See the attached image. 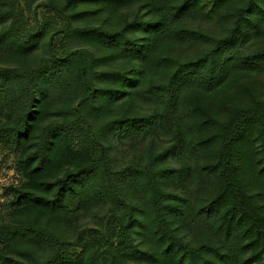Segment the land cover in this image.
Listing matches in <instances>:
<instances>
[{"label": "rangeland", "instance_id": "rangeland-1", "mask_svg": "<svg viewBox=\"0 0 264 264\" xmlns=\"http://www.w3.org/2000/svg\"><path fill=\"white\" fill-rule=\"evenodd\" d=\"M17 1L26 9L30 20L34 22L37 18L42 37L29 50L0 41V67L38 66L53 54L50 47L53 38L55 52L63 56L61 77L71 85V92L64 93V84H59L60 90L48 82L22 136L20 152L13 155L0 146V221L10 224L36 221L58 239L86 242L88 238L84 236L90 229H103L109 214L122 213L114 196L89 204L80 193L64 197L67 204L64 210L41 209L28 201L5 208L11 198L9 187L53 197L54 190L49 187L55 180L92 163L98 154L88 145L79 149L74 143L56 139L43 170L27 176L29 170L21 163L35 151L49 123L76 119L75 110L84 88L78 83L76 58L65 57L80 51L86 71L99 73L91 75L97 91L86 115L92 134L107 149L106 166L113 171L130 166L161 171L157 182L163 193L173 196L164 198V202L174 203L179 209L166 210L169 227L183 243L201 251L203 258H196L195 264H264L260 246L254 252V247L243 241L240 248H227L199 214L218 187V176L211 169L214 151L209 150L212 143L206 139L209 132L214 133L227 124L236 109L264 102V64L259 63L257 70H248L229 62L233 56L241 58L264 51V26L258 32L245 28V20L252 18L247 12L251 0H196L195 12L178 16L173 15L175 8L168 0H83L76 6L69 3L73 0ZM183 1L179 0L180 4ZM44 4L64 10L70 15V23ZM14 15V7L0 0V19L8 17L0 25V37L7 32ZM177 32L181 39L176 38ZM210 62L215 64L219 76L214 89H207L196 80L181 82L190 73L206 77L205 68ZM170 80L181 93L173 111L145 95L147 85ZM18 92V86L13 85L6 98H0V125L17 121L21 107ZM157 115L161 120L156 127L135 136L122 137L112 129V122L117 119ZM191 118L197 123L195 130L190 127ZM208 122H211L209 132L200 126ZM180 139L191 142L195 151L190 153L185 149L176 154L174 147ZM256 148L257 143L250 154L255 170L260 159ZM156 155L161 156L153 160ZM114 180L126 201L155 218L146 175L141 169L130 170ZM134 239L142 254L127 256L122 264H173L148 259L149 255L163 253L165 244L160 235L149 241L135 233ZM74 250L80 253L83 248L78 246ZM21 252H29L31 257ZM0 253L25 264H37L51 250L27 240H16L0 247ZM258 255L260 263L257 259L251 261ZM79 264L104 263L99 258L90 263L85 257Z\"/></svg>", "mask_w": 264, "mask_h": 264}, {"label": "trees", "instance_id": "trees-1", "mask_svg": "<svg viewBox=\"0 0 264 264\" xmlns=\"http://www.w3.org/2000/svg\"><path fill=\"white\" fill-rule=\"evenodd\" d=\"M15 9L7 32L0 37V41L8 45L17 46L24 50L31 49L42 37V27L37 18L30 20L26 9L17 0H5ZM83 0H73L74 6ZM175 8L174 16L183 15L188 11L196 10V0H168ZM44 6L59 12L66 23H70V15L58 6L44 4ZM73 10V9H72ZM247 12L249 20H245V28L258 32L264 26V0H251ZM8 17L0 19V25ZM176 38L182 35L175 33ZM51 56L45 57L38 66L30 67H0V98L5 99L11 92L13 85L19 88L20 111L18 119L11 125H0V146L10 154L17 155L22 148V136L27 132L29 121L33 118L39 96L43 93L48 82L54 89H60L59 84H64V93L71 92V85L61 77L63 56L59 57L54 50L53 38H50ZM125 53H127L125 51ZM76 58L78 83L83 86L84 94L75 110L76 119L67 122H51L42 131L36 149L30 152L21 161L28 168V175L44 169L48 162L49 152L56 139L74 143L79 149L90 146L97 152L95 160L86 164L73 173L55 180L49 189L54 190L53 197L42 195L38 192L9 187L11 198L6 203L7 208H14L23 201L31 202L38 208L46 210L67 209L63 202L66 195H83L89 204L106 201L109 195L116 198L122 213L112 212L104 219L103 229H90L86 242H68L58 239L45 226L36 221H25L20 224L3 223L0 221V247L9 245L16 240H27L34 244L51 250L49 256L37 264H79L86 260L91 263L93 259H100L104 264H122L128 257H140L142 252L135 243L134 235L138 233L149 241L155 236H161L164 241L163 253L149 255L148 259L155 263L171 262L173 264H195L196 258L202 259L203 255L197 248L183 243L170 229L166 217L167 209L178 211L174 203L164 202V198L173 197L163 193L157 182L160 170L150 171L146 167H127L121 171H113L106 166L107 149L101 140L92 134L90 122L86 111L89 103L94 99L97 87L91 75L85 69L81 52L77 51L68 58ZM229 62L241 69H259V63L264 64V51L251 53L241 58L233 56ZM206 77L201 74L190 73L182 79V83L193 80L200 82L207 89H214L218 85L219 76L216 75V66L210 62L205 68ZM145 95L164 104L169 110H174L178 104L181 93L172 81L165 83L149 84L145 88ZM161 120L157 115L137 118H122L112 122V129L122 137L135 136L143 131L156 127ZM192 130L197 128L194 118L190 119ZM208 132L211 122L200 123ZM215 130V129H214ZM217 130V129H216ZM86 134V135H85ZM87 136V138L85 137ZM208 142L212 143L210 151H214L213 171L218 176L217 192L201 207L200 216L211 225L224 245L231 248H240L246 241L254 252L260 246L264 253V102L252 107L238 108L230 117V121L216 132H209ZM257 143L256 151L260 157L257 170L250 161L253 144ZM176 154L187 149L190 153L195 151L194 145L183 139L175 145ZM165 155V153H162ZM161 155L153 157L155 160ZM34 163V165H33ZM24 166V167H25ZM141 169L146 175V185L149 200L154 211L151 219L144 209H136L126 201L118 191L114 178L120 177L130 170ZM136 227L139 229L137 230ZM169 243L166 248V244ZM81 246L83 250L78 253L74 249ZM21 254L31 257L29 252ZM188 256V258L186 257ZM257 259L260 263V256ZM0 264H25L21 260L0 253Z\"/></svg>", "mask_w": 264, "mask_h": 264}]
</instances>
